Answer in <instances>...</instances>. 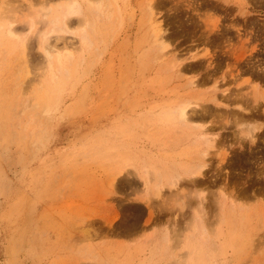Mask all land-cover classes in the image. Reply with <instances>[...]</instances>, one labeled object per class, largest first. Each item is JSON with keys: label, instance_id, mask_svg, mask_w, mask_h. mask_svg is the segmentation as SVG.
Wrapping results in <instances>:
<instances>
[{"label": "rangeland", "instance_id": "1", "mask_svg": "<svg viewBox=\"0 0 264 264\" xmlns=\"http://www.w3.org/2000/svg\"><path fill=\"white\" fill-rule=\"evenodd\" d=\"M39 1L60 0H0V10L9 2L22 19ZM147 1L129 0L130 20L71 77L44 83L46 96L37 35L28 36L21 73L29 94L14 87L12 59H0V264H264V0H152L180 74L150 57ZM55 40L57 48L78 44L71 34ZM195 97L189 113L215 140L203 189L182 179L145 200L144 169L182 167L201 150L172 144L165 117ZM197 194L204 234L186 237Z\"/></svg>", "mask_w": 264, "mask_h": 264}, {"label": "bare ground", "instance_id": "2", "mask_svg": "<svg viewBox=\"0 0 264 264\" xmlns=\"http://www.w3.org/2000/svg\"><path fill=\"white\" fill-rule=\"evenodd\" d=\"M46 3L47 2L40 3L39 1L36 3V5H29L28 7L26 6V13L23 15L22 19L17 16L21 13V9H18V6L14 7L6 3V5L0 10V59H3L5 56H7V58H11L14 62L13 64H15L16 68L14 69L15 72L12 81L14 87L20 89V96L27 94V92L29 94L31 90V86L26 85L25 78L27 75L22 76L21 74L24 69L26 71L28 68L27 42L29 39V35H37L36 46L38 51H40L43 56L44 65L42 64L43 66L40 68H43V70L39 76L40 84L38 82L37 85L38 88L42 90L44 87V83H51L55 81L58 76L67 79L71 77L70 72L72 71L76 73L78 66L85 59L84 55L87 53L90 54L91 52L99 53L98 46L104 41L106 42L110 37H113L112 34L114 32H117L116 30L114 31V27H121L123 25L125 17L127 20L128 17L133 16L131 14L130 16L127 15L128 17L126 16V12H128L126 11V8L129 5V0H60L56 3ZM145 8V22H143V24L146 26L149 32V37L151 39V41L149 39L148 40L150 41L149 44H151L150 48L152 56L150 57H152V61L158 62L164 67L170 61L171 66L167 69L174 70L175 68V73L180 74L182 70L179 65L180 63H178L177 60L176 64L175 55L167 52L164 36L161 33L162 29L160 28V23L153 12L152 0L147 1ZM19 19H21V21H23L24 23L23 30L21 31L14 27L15 24L19 22ZM73 20L75 21L74 23ZM37 26H40V28H37ZM68 34L74 35L78 39V44H76V46L73 45L71 46V48H69L65 45L63 47L57 48L55 44L50 43L54 41H51L52 37L56 39L55 41H59L60 38ZM4 61H6V59ZM1 62H3V60ZM194 84V82H191L189 85L194 87L196 86ZM28 87L30 90L27 89ZM216 89L217 88L214 87L213 91ZM252 89L254 90V93L258 92L255 86H253ZM44 91L46 96L47 91ZM196 95L197 94L195 93V96ZM195 98L196 99L189 98L177 102L176 105L165 115V117H167L170 125L169 127L173 129L172 139L174 143L172 142V144H179V142L190 141L194 144H200L202 146L201 150L199 153L191 157V159L182 167H170L169 169H166L160 173L157 172L155 174H151L149 173L150 171L148 172L146 169H144L146 171L143 170L142 172L141 183L144 188L143 190L145 200H150L151 197H158L164 186L170 190L177 189V185H179L178 182H180V180L182 179H187L188 183H190L192 187L197 188V190H195L196 192H199L203 189H201V184L198 182V178L204 172V169L206 167V158L209 154V151L211 149H214L215 140L210 138L208 133H204V131L200 129L199 125L197 126V124H199L200 122H195V117H197H194L195 113L193 111L189 113L192 104H197V97ZM210 100L215 104L220 103V106H223L225 104L224 103L222 105V103L215 97V94L210 97ZM236 107L240 109L238 105ZM26 108L27 107L22 106L21 112ZM50 111H52L50 104L46 103L42 106V113L47 114ZM30 117H33V114ZM244 119L245 118L240 119V121ZM47 120H49V118H46V121ZM254 130H256L255 127L252 129H247V135L250 137V139H252L254 136L252 133L254 132ZM220 159L222 161L223 157ZM122 167L116 169L113 174L109 176V185H113V182L117 178L116 176L122 174ZM164 176H166V182L163 181ZM154 179H156L157 183L154 184V187L151 191L150 182ZM231 193L234 194L233 189L231 190ZM197 195V200L193 202V206L191 209L192 219L188 225V232L186 234V237L193 236L194 234L196 235L198 231L204 234L203 231L205 229L203 228L201 220V214H203L202 209L204 207L202 206L203 198L201 194ZM220 196L225 197L222 193L220 194ZM221 203L220 214H223L222 210L225 202ZM232 207L230 208V211L233 210ZM201 229H203V231H201ZM160 239L161 242L165 244V252L167 253L169 249L167 234L162 235Z\"/></svg>", "mask_w": 264, "mask_h": 264}]
</instances>
